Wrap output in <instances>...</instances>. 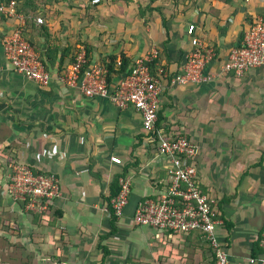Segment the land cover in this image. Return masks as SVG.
<instances>
[{
  "label": "crops",
  "instance_id": "obj_1",
  "mask_svg": "<svg viewBox=\"0 0 264 264\" xmlns=\"http://www.w3.org/2000/svg\"><path fill=\"white\" fill-rule=\"evenodd\" d=\"M16 5L24 23L0 14V215L17 223L13 234L3 232L21 246L14 251L31 256L29 264L216 262L199 231L173 234L133 223L138 203L165 189L168 158L147 144L142 117L132 106L87 97L55 78L41 86L18 73L2 41L20 28L40 57L49 45L57 47L47 62L53 77L72 60L78 43H84L89 65L105 66L109 55L117 63L125 54L132 66L155 50V68L167 73L161 79L158 129L185 136L195 147L197 178L216 199L214 236L229 264H264V65L241 76L221 71L254 17L264 18V0H101L97 6L62 0L28 15ZM35 16L43 17V24H36ZM191 23L213 50L206 67L213 78L173 84L171 76L192 47L186 32ZM60 52H65L61 64ZM123 75L110 74L109 87ZM13 162L57 177L60 194L48 208L47 222L37 224L34 214L12 199L7 176ZM117 176L129 179L128 202L109 233L113 208L107 198Z\"/></svg>",
  "mask_w": 264,
  "mask_h": 264
},
{
  "label": "built area",
  "instance_id": "obj_2",
  "mask_svg": "<svg viewBox=\"0 0 264 264\" xmlns=\"http://www.w3.org/2000/svg\"><path fill=\"white\" fill-rule=\"evenodd\" d=\"M98 4L101 0H88ZM16 2L0 1V14L16 17L21 23L25 15L17 13ZM26 18H28L26 16ZM36 24H43L41 16L33 18ZM195 25H187L186 32L190 37L191 50L181 70L171 76L173 84H200L210 81L213 75L206 67L213 57V50L205 41L194 34ZM4 54L12 67L27 79L41 86H47L52 78L59 83L79 89L87 97H106L118 107L128 105L135 108L142 117L144 138L147 144L168 158V182L157 197L145 198L136 206L132 221L139 226L170 232L188 234L199 231L211 245L215 264H229L226 252L214 236V227L219 220L215 216L216 199L203 190L197 178L193 163L196 154L193 144L182 135L172 136L157 127L158 110L163 93L162 78L167 77L163 67L154 71L149 63L157 57L152 52L134 60L130 71L110 88L107 82V69L101 64L89 65L84 45L77 46L73 60L67 63L53 77L44 66L39 54L32 44L17 28L3 38ZM264 65V18L256 15L245 30L241 42L232 48L221 67L222 72H234L241 76L252 68ZM153 71V72H152ZM113 163L121 164V159L112 156ZM8 190L14 200L25 202V209L32 213L46 211L52 200L59 196L58 179L53 174H42L34 171L26 163L10 164ZM119 192L111 199L116 215H120L128 202L130 182L120 176ZM260 244L264 251V229L260 235ZM261 260L264 262V253Z\"/></svg>",
  "mask_w": 264,
  "mask_h": 264
},
{
  "label": "trees",
  "instance_id": "obj_3",
  "mask_svg": "<svg viewBox=\"0 0 264 264\" xmlns=\"http://www.w3.org/2000/svg\"><path fill=\"white\" fill-rule=\"evenodd\" d=\"M4 3H8L10 0H0ZM16 2V4L19 5V10L24 12L26 15L33 13L37 10V8L39 7V5L41 4H47V5H51L53 3H58L61 2L62 0H14ZM98 4H94V5H99ZM28 21V20H27ZM84 44L82 43H78L77 46ZM57 47L53 46V45H49L44 53V57H40L41 60L44 63V66L46 68H48L47 62H51L53 61V59L56 57L57 55ZM86 49V48H85ZM87 52V50H86ZM65 52H60V60L59 63H62V59L64 56ZM73 60V57H72ZM71 60V61H72ZM156 62L157 59H153V61H151L149 63L151 69L154 71L155 66H156ZM51 64V63H50ZM103 64H105L106 68H107V80L109 81V77L110 74L116 72V73H127L130 71V68L132 66H130V58L128 56H126L125 54H121L120 58H119V62L116 63V56L114 55H109L104 59ZM152 71V72H153ZM9 159H6V162H8ZM37 173H42V174H47L45 172L42 171H36ZM118 176L114 179L113 183L116 185V189L111 192V194L108 196V202L110 200L111 203V199L112 197L116 196L117 193L119 192L120 186L119 184L117 185L118 182ZM18 203L20 204V206L22 207V209L25 208V202L19 201ZM50 209V208H49ZM49 209H47L46 211L42 212V213H33L34 214V221L37 222V224H39L40 222H47V215H48V211ZM111 211V224L112 227L109 231V233H113L115 231V220H116V215L113 211V209L110 208ZM18 230L17 227V223L15 222V220H10L7 219L5 216L0 215V231L2 232L0 234V264H29L31 259L30 257H28L26 254L21 253V251L19 252L18 250L13 249L14 246L16 247H20L16 245L17 243H13L10 239H8L6 236L3 235V232L5 233H10L13 234L15 231ZM14 252V255H12V253Z\"/></svg>",
  "mask_w": 264,
  "mask_h": 264
},
{
  "label": "rangeland",
  "instance_id": "obj_4",
  "mask_svg": "<svg viewBox=\"0 0 264 264\" xmlns=\"http://www.w3.org/2000/svg\"><path fill=\"white\" fill-rule=\"evenodd\" d=\"M13 163H15V162H13ZM13 163H11V164H13ZM16 163H19V162H16ZM23 163V162H22ZM9 174V173H8ZM7 180H9V177L7 176ZM7 187H8V182H7ZM10 193V192H9ZM12 197V199L14 200V198H13V196H11ZM17 203H18V201H17ZM24 210L26 211V209L24 208Z\"/></svg>",
  "mask_w": 264,
  "mask_h": 264
}]
</instances>
